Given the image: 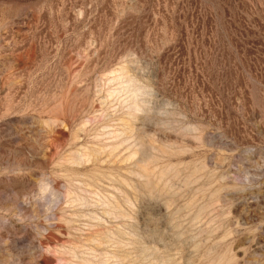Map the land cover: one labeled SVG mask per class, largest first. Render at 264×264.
Wrapping results in <instances>:
<instances>
[{
    "label": "rangeland",
    "instance_id": "obj_1",
    "mask_svg": "<svg viewBox=\"0 0 264 264\" xmlns=\"http://www.w3.org/2000/svg\"><path fill=\"white\" fill-rule=\"evenodd\" d=\"M0 264H264V0H0Z\"/></svg>",
    "mask_w": 264,
    "mask_h": 264
}]
</instances>
